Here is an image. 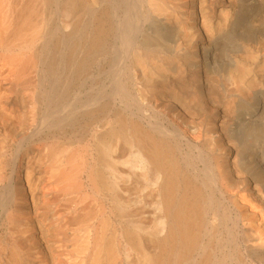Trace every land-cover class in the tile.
<instances>
[{
  "label": "bare ground",
  "instance_id": "bare-ground-1",
  "mask_svg": "<svg viewBox=\"0 0 264 264\" xmlns=\"http://www.w3.org/2000/svg\"><path fill=\"white\" fill-rule=\"evenodd\" d=\"M0 264H264V0H0Z\"/></svg>",
  "mask_w": 264,
  "mask_h": 264
}]
</instances>
